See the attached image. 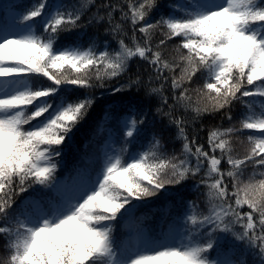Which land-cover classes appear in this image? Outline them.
I'll return each instance as SVG.
<instances>
[{
	"label": "snow or ice",
	"instance_id": "6c2138e0",
	"mask_svg": "<svg viewBox=\"0 0 264 264\" xmlns=\"http://www.w3.org/2000/svg\"><path fill=\"white\" fill-rule=\"evenodd\" d=\"M0 264H264V0H0Z\"/></svg>",
	"mask_w": 264,
	"mask_h": 264
},
{
	"label": "trees",
	"instance_id": "16d2710c",
	"mask_svg": "<svg viewBox=\"0 0 264 264\" xmlns=\"http://www.w3.org/2000/svg\"><path fill=\"white\" fill-rule=\"evenodd\" d=\"M102 115L100 107L98 106L96 110L93 112V118H99ZM88 133V125L85 124L77 133L75 136V143L79 145L81 141L86 138ZM101 135H103V131L100 132ZM71 151V150H70ZM168 199L162 197L160 200L149 204L142 206L138 208L135 212V215L137 217H143L144 223L147 224L150 227H156L159 223V221L162 218V209L164 205L168 202Z\"/></svg>",
	"mask_w": 264,
	"mask_h": 264
}]
</instances>
